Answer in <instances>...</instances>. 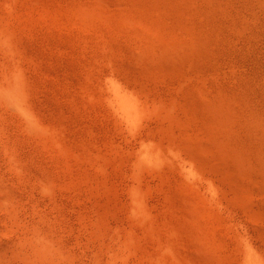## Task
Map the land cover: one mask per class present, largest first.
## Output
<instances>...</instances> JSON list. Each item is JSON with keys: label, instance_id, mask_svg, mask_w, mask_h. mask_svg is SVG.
<instances>
[{"label": "bare ground", "instance_id": "1", "mask_svg": "<svg viewBox=\"0 0 264 264\" xmlns=\"http://www.w3.org/2000/svg\"><path fill=\"white\" fill-rule=\"evenodd\" d=\"M74 10L79 19L96 15L107 26L118 40L121 63L129 79L136 74L141 80H146L147 74L162 80L177 76L176 86L186 94L184 101L172 98L165 102L148 85L138 86L123 79L116 59L110 56L102 69L101 89L108 108L128 134L126 142L140 141V166L153 168L152 173L167 175L168 169L181 173L188 186L203 195L212 216L226 217L236 242V259L229 263L264 264V73L260 75L257 62L251 67L248 64L250 58L259 57V52L264 57V0H80ZM239 43L241 48L237 47ZM211 86L216 87L214 93L208 91L214 102L207 95V89L215 88ZM186 87L195 90L188 95L190 89L186 93ZM0 102L20 115L29 129L40 124L31 91L15 63L1 69ZM186 103L189 108L183 109ZM162 112L169 119H176L181 112L183 123L193 133L191 139L167 135L154 138L151 131L146 134ZM212 158L222 164L233 186L236 175L243 179L244 203L256 221L254 228L236 219L234 208L232 211L225 205V193L206 177L211 178L210 174L204 175L206 170L212 172L215 165L218 167L211 163ZM14 163L11 168L23 169L24 165ZM34 179L40 191L53 195L49 175L37 172ZM138 179L130 188L126 222L109 230V242L99 243L107 249V264H137V260L139 264L140 259L145 262L142 264L206 263L210 256L205 257V237L195 240L198 231L170 225V221L165 226L156 225L150 197L146 191L144 194ZM3 184L0 175V204L5 206L8 194ZM11 217L18 221L15 214ZM20 230V241L8 251L0 250V264H79L77 250L59 237L47 217L31 220ZM199 233L203 235L200 229ZM209 242L213 246L211 238ZM101 255L99 252L95 256L97 264H106ZM215 256L211 258L219 264Z\"/></svg>", "mask_w": 264, "mask_h": 264}, {"label": "rangeland", "instance_id": "2", "mask_svg": "<svg viewBox=\"0 0 264 264\" xmlns=\"http://www.w3.org/2000/svg\"><path fill=\"white\" fill-rule=\"evenodd\" d=\"M79 1L0 0V72L13 63L19 65L40 121L29 129L20 115L0 102V175L3 191L8 194L6 205L0 204V250L8 251L20 241L21 225L45 216L58 229L59 237L77 250L78 262L97 264L95 256L100 252L104 255H101L102 261L107 264V249L99 243L110 239L109 230L126 222L130 188L135 178L141 176V189L150 197L156 225L165 226L170 221V225L180 228L181 225L194 228L199 235L195 240H202L200 237L204 236V242H208L205 257L216 255L214 260L219 264H230L236 259V242L226 217L212 216L203 195L188 186L181 173L168 169L167 175H163L152 173L153 168L140 166V141L126 142L128 134L108 108L101 89L102 69L110 56L116 59L121 77L129 79L121 63L118 40L98 16L91 15L87 20L80 15L79 19L74 10ZM238 45L240 43L237 47L241 48ZM258 54L259 57L250 58L248 64L251 67L257 62L262 76L264 57L261 52ZM147 76L146 80H141L136 74L134 80H129L138 86L148 85L165 102L172 98L184 101L186 94L178 90L177 76L163 80L151 74ZM188 89L185 90L188 95L195 90ZM209 90L214 93L216 87L207 89V95L212 94ZM208 96L214 102L215 97ZM188 105L186 103L183 109H188ZM181 114L169 119L162 112L146 134L151 131L153 137L182 136L190 140L193 133L183 123ZM187 148L191 151L189 146ZM14 162L24 165L23 169L11 168ZM215 163L218 167L215 165L216 171L212 169V172L201 164L203 170L209 172L204 175L210 174L212 179L206 177L225 193V205L229 210L234 208L236 219L254 228L256 221L244 203L247 201L243 198V179L236 175V186H233L224 175L222 164ZM37 172L50 176L53 195L38 189L34 179ZM12 214L17 216V222L12 221ZM161 223L163 225H159ZM141 261L139 264L144 262ZM207 261L200 263L208 264ZM210 263L216 264L213 259Z\"/></svg>", "mask_w": 264, "mask_h": 264}]
</instances>
